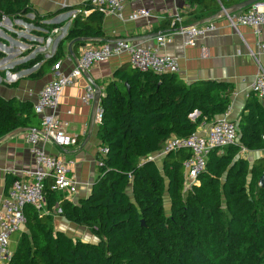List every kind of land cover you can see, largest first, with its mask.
Returning a JSON list of instances; mask_svg holds the SVG:
<instances>
[{
	"label": "trees",
	"instance_id": "1",
	"mask_svg": "<svg viewBox=\"0 0 264 264\" xmlns=\"http://www.w3.org/2000/svg\"><path fill=\"white\" fill-rule=\"evenodd\" d=\"M197 1L207 16L218 11V0ZM86 8L92 6L86 3ZM32 11L30 0H0V14L8 17ZM49 17L36 14L35 19L40 23ZM103 20L98 10L84 20L77 17L69 38H105ZM60 57L61 48L48 66ZM233 92L228 83H187L176 73L124 65L101 99L98 137L108 152L97 156L103 166L90 194L72 202L48 180V214L26 208L28 231L8 264H264V185L259 182L264 159L251 169L246 160L236 159L241 147L264 149V103L258 97L247 102L237 124V144L223 148V154L218 153L222 148L212 150L200 182L190 189H185L184 168L192 156L189 148L168 153L162 169L150 158L171 137H187L226 113ZM40 127L32 102L0 95V138L19 128ZM16 179H9V188ZM53 213L86 227L96 241L55 231Z\"/></svg>",
	"mask_w": 264,
	"mask_h": 264
},
{
	"label": "crops",
	"instance_id": "2",
	"mask_svg": "<svg viewBox=\"0 0 264 264\" xmlns=\"http://www.w3.org/2000/svg\"><path fill=\"white\" fill-rule=\"evenodd\" d=\"M249 1L218 0V11L208 16V11H204L206 8L197 0H142L128 3L124 20L115 15H104L105 38L76 36L75 38L98 39L75 43L70 49V43L75 38H69V34L74 28L75 19L79 17L84 20L94 11L86 8L88 0H30L32 12L24 17H8L5 21H0V95L35 104L39 92L48 82L75 67L83 47L100 45L103 40L157 34L153 38L133 42L155 47L161 54L176 56L180 66L177 75L187 83L218 81L231 84L234 87L231 105L226 113L218 115L215 120L226 118L237 125L250 99L258 97L262 101V97L251 90V85L258 72L259 62L255 56L259 51V43L264 44V26L258 37L252 27L232 25L223 15L222 8H234ZM140 7L150 10L151 17L130 21V14ZM48 13L50 17L40 23L52 26L51 30L40 26L39 20L35 19L36 14L44 17ZM201 14L204 17H199ZM215 14H218V17L212 21L217 25V29L201 38L196 46L186 45L183 36L177 33L179 26H173L176 16L183 18L184 26H189ZM173 18L175 19L171 21ZM59 35L61 39H56ZM160 35L167 36L164 45L158 41ZM204 46L207 48L206 54L202 52ZM59 48L61 57L51 68L48 61L58 53ZM259 59L264 67V52L259 55ZM126 64H130L127 55L95 64L79 77L75 84L64 90L59 115L68 123V133L78 138L76 145L60 148L49 142H41L47 152L75 161L72 172L79 182V189L76 194L66 198L72 202L77 203L90 194L100 173L97 159L101 148L98 137L99 121L95 119L93 122L95 100L89 104L83 102L86 88L92 84L96 91L100 92L98 107L101 110V99L105 95L106 86L114 80L115 73ZM210 124L211 122L206 123L204 127L200 126L198 131L203 132ZM28 134L29 131H26L10 135L6 139L0 138V207L9 188V179L28 178L29 173L36 168L35 158L27 140ZM224 152L223 148L218 151L219 154ZM239 158L246 160L251 169L256 160L264 159V149L250 150L241 147L236 159ZM250 176L251 174L249 178ZM45 213L48 214V211ZM50 215L55 231H62L86 242L96 241L86 227L68 221L59 213ZM26 231L28 229L25 226L12 236L11 256L18 247L22 233ZM79 233H88L93 239H82Z\"/></svg>",
	"mask_w": 264,
	"mask_h": 264
},
{
	"label": "built area",
	"instance_id": "3",
	"mask_svg": "<svg viewBox=\"0 0 264 264\" xmlns=\"http://www.w3.org/2000/svg\"><path fill=\"white\" fill-rule=\"evenodd\" d=\"M142 0H88L92 9L102 12L104 15H115L124 20V11L128 3L141 2ZM223 15L232 25H245L252 27L259 37L264 26V0H257L247 8L233 10L222 8ZM151 12L145 7L135 9L129 16L130 21L150 18ZM8 18L0 14V21ZM173 26H179L178 34L184 38V43L196 46L198 41L207 34L215 31L217 25L209 21L197 26H184V20L176 16ZM166 35H160L158 41L165 44ZM203 54L207 48L202 47ZM264 52V44L259 43V51L255 58L259 62L257 75L251 85V90L259 97L264 96V67L260 64L259 55ZM127 55L130 65L141 71H152L157 74L178 73L180 70L178 58L173 55L161 54L155 47L142 45L132 41L104 42L100 45H87L81 50V57L75 67L61 73L55 79L48 82L39 92L34 109L41 121V127L29 131L28 143L35 158L36 168L29 173L28 178L14 180L0 207V264H8L11 253L10 243L12 236L20 232L27 224L25 210L32 206L40 213L46 210V182L52 181V189L69 198L76 194L79 182L72 172L75 161L66 159L47 152L41 142H49L60 148L76 145L78 138L67 131L68 123L59 115V105L64 90L75 84L77 79L87 73L95 64L107 62L112 58ZM96 89L92 84L86 88L83 102L89 104L96 98ZM197 115V114H196ZM192 115V118L196 117ZM102 110H98L96 120L100 122ZM203 123L201 127H204ZM238 142V127L229 119H219L211 124L203 132L196 131L187 137L173 136L165 142L162 149L152 154L151 159L165 157L168 153L189 148L192 156L184 162L185 189L188 190L194 184L200 182V175L206 170L207 161L212 150L225 148ZM106 147L100 148V154L105 156ZM156 161V160H155ZM98 166H103V161L98 160ZM61 213V209L58 210Z\"/></svg>",
	"mask_w": 264,
	"mask_h": 264
},
{
	"label": "water",
	"instance_id": "4",
	"mask_svg": "<svg viewBox=\"0 0 264 264\" xmlns=\"http://www.w3.org/2000/svg\"><path fill=\"white\" fill-rule=\"evenodd\" d=\"M257 0H250L249 2L245 3L244 5H241V6H235L234 8H231L233 10H240V9H244V8H247L249 5H251L253 2H255ZM218 17V14H215L213 16H210L200 22H196V23H193L189 26H197V25H201L203 23H206V22H209V21H212L214 19H216ZM157 36V34H149V35H142V36H136V37H132V38H120V39H115V40H103V43L104 41L105 42H116V41H140V40H146L148 38H153ZM60 38V35L57 36L56 39H59ZM61 39V38H60ZM87 39H98V38H83V37H78V38H75L71 41L70 43V49L72 48L73 44H77L79 42H83V41H86ZM61 43V42H59ZM100 97H101V94L100 92H96V98H95V101H94V118H93V122L95 121L96 119V114H97V111L99 110V107H98V104H99V101H100ZM262 102H264V96L262 97ZM196 113L193 114L196 115ZM31 130H34V129H31V128H19L11 133H9L8 135L4 136V139L8 138L10 135H15V134H18V133H22V132H26V131H31ZM260 185H264V173L262 175V177L260 178ZM144 224V222H143Z\"/></svg>",
	"mask_w": 264,
	"mask_h": 264
},
{
	"label": "rangeland",
	"instance_id": "5",
	"mask_svg": "<svg viewBox=\"0 0 264 264\" xmlns=\"http://www.w3.org/2000/svg\"><path fill=\"white\" fill-rule=\"evenodd\" d=\"M163 156L161 157H157L155 160L156 162L158 163V165L160 166V168L162 169V162H163ZM170 208H171V201H170V198L168 195H166L165 197V209L166 211L169 213L170 212ZM82 232V231H81ZM81 234V233H79ZM82 239H87V240H91L93 239V236L92 235H88V233L85 235V234H81L80 235ZM80 239V238H79Z\"/></svg>",
	"mask_w": 264,
	"mask_h": 264
}]
</instances>
